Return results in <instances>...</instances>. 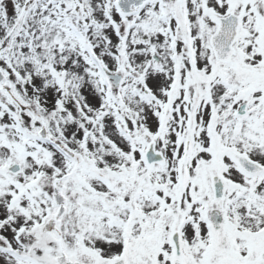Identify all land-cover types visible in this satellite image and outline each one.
Segmentation results:
<instances>
[{
    "label": "snow or ice",
    "instance_id": "obj_1",
    "mask_svg": "<svg viewBox=\"0 0 264 264\" xmlns=\"http://www.w3.org/2000/svg\"><path fill=\"white\" fill-rule=\"evenodd\" d=\"M0 264H264V0H0Z\"/></svg>",
    "mask_w": 264,
    "mask_h": 264
}]
</instances>
